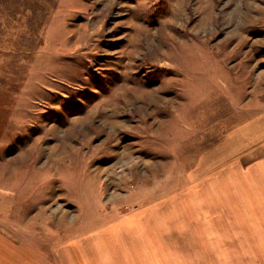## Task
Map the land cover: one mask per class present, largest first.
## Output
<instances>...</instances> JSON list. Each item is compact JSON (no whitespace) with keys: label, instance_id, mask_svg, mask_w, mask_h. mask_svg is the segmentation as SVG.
I'll return each instance as SVG.
<instances>
[{"label":"rangeland","instance_id":"374dc122","mask_svg":"<svg viewBox=\"0 0 264 264\" xmlns=\"http://www.w3.org/2000/svg\"><path fill=\"white\" fill-rule=\"evenodd\" d=\"M253 180L264 0H0V264H264Z\"/></svg>","mask_w":264,"mask_h":264},{"label":"crops","instance_id":"0c3cea01","mask_svg":"<svg viewBox=\"0 0 264 264\" xmlns=\"http://www.w3.org/2000/svg\"><path fill=\"white\" fill-rule=\"evenodd\" d=\"M246 195L248 196V201H251V205H247V208L256 209V214L253 217L248 218V227L245 231L246 243L254 242L260 243V249H264V180L255 181L246 184ZM254 218H259L260 220H255ZM256 235L254 238L252 235ZM243 238V237H241ZM233 241H239L236 236L235 239L231 238ZM232 241V242H233ZM239 243H242L240 240ZM255 243V242H254ZM249 248V247H247Z\"/></svg>","mask_w":264,"mask_h":264}]
</instances>
